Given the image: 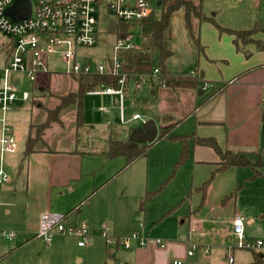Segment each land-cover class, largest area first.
Segmentation results:
<instances>
[{"label": "rangeland", "instance_id": "rangeland-1", "mask_svg": "<svg viewBox=\"0 0 264 264\" xmlns=\"http://www.w3.org/2000/svg\"><path fill=\"white\" fill-rule=\"evenodd\" d=\"M155 6L157 13H160V5L158 2ZM241 8L243 10L249 8L248 22L252 24L250 16L252 12L255 13L257 11L256 8L253 9L252 0H203V10L205 13H208V16H212L213 20L202 22V32L208 33L209 31L213 32L217 30L221 33L228 34V31L224 32L225 30H220L217 24L222 26L228 25L227 27L238 25L240 17L243 15ZM213 12H217L218 15L213 16ZM182 14V9L174 14L171 27L167 32L170 46L174 52V55L169 60V65L172 64L171 67L174 69L181 67L178 72L187 74L196 67L200 47L190 39L184 25ZM98 17L100 30L97 43L93 46H79L77 48L78 60L81 62L93 64L100 61L106 62L114 55L118 34L117 32L108 31L109 24L115 17L114 13L103 7L100 14L98 13ZM226 23L228 24L226 25ZM249 24L242 26L248 29L252 26ZM132 28H134L131 29L134 38H137L136 42L139 44L140 39H142L141 32L139 34L138 27L135 28L134 25H132ZM234 29L241 30L240 28ZM209 39L210 37L207 35L206 40L208 41ZM8 40V35L0 31V63L4 58V50ZM155 56H158V54L155 53ZM203 57L204 55L201 54L202 59ZM54 65H57L56 67H62V62L52 61L50 67L55 68L53 67ZM18 76L21 78L18 98L14 101L11 110L7 111L8 120L5 123V125L11 127L19 144L15 152H12L14 159L24 151L29 132V118L31 117L30 121L39 123V125L47 121L48 114L55 108V105L59 101L58 96L75 90L78 84L72 75L63 73H38L36 75L35 85L23 74H19ZM0 83H2L1 80ZM24 90L29 92L30 96L28 99L23 98ZM138 90L131 88V92L134 91L133 95H141L142 92ZM32 96L36 97L35 101L43 106L34 105ZM174 97H177V100L172 98L174 104L182 105L178 113L179 115L183 114L186 108H190L189 96ZM143 104L138 106L149 111L151 109L155 110V106L157 108V105L154 106V102L152 101L149 102V105L148 103ZM105 108L109 110H105ZM77 111L78 108L76 105H72L61 110L57 116L55 115L57 117L56 120L49 121L47 126L42 127L41 135H43L45 142H40L37 147H51L55 150H65L70 154H78L80 157H85V164L92 170L88 179L95 182H99V180L104 182L113 172L120 169V167H117L118 161L126 162V160L124 157H116L114 158L115 160L108 159L104 163L103 158L99 154L103 150L106 141L105 138L109 135V131L99 127L108 123L116 126L114 129H119L121 125L137 127L141 121L131 120L125 124L122 123L120 120L119 100L115 101L114 98L110 99L108 96L101 94H86L83 112L85 125H77ZM124 111L127 119L133 115V106L129 101L124 103ZM138 111L141 112L140 109ZM169 113L172 114L169 111L163 115L167 117L170 116ZM4 114V111L0 109V115L4 116ZM12 116L15 117L16 123L11 120ZM177 120L180 123L178 122L175 126V134H179L180 132L183 134V132L189 130L187 127L189 121H182L181 116H178ZM169 122L171 123V121ZM91 125H94L95 128ZM120 132L117 130L114 131L115 136L117 138L119 136L124 138L123 135L119 134ZM159 136L160 131L155 139L156 141L161 140L160 143L154 145L152 149L150 148L151 151H149L151 160L153 161L154 171L152 172V168H150L147 186L149 190H156V188L158 189L161 185H164L152 198H143L138 203L137 209L140 211L142 204L144 206L141 212L142 214H146V219L142 218L146 224L145 229L153 236H156V238H162L166 243L167 240L171 239H177V241L190 239L191 244L201 245V249L198 247L195 255L189 259L196 264H252L251 262L254 261V252L252 249L239 247L240 239L238 234L234 232L232 221L236 213L239 212V214L244 216V234L246 238L258 239L264 236V177H254L249 167H239V170L237 168L229 169L215 175L214 179L208 184L205 195L203 196V186L210 178L211 170L207 173V168L203 167H201L202 172H200V169H188L191 167L189 159L183 164L178 165L176 170L175 168L180 156L179 158L172 159L170 165L169 160H167L169 166L168 173L164 177H161L164 171L161 169L164 167L166 153L162 147L167 142L159 139ZM172 143L181 147L178 141ZM180 150H182V147ZM0 152L3 155L8 154L3 153L2 150ZM259 164L258 166L256 165L257 171L261 169V165ZM0 166L7 173H11L12 168H5L3 159L0 160ZM213 168L210 167V169ZM237 171H242L245 175L243 177L239 176ZM85 179L80 181L79 186H82L87 181ZM115 180V183H119L124 180V176L118 175ZM193 182L194 184H196L195 182H200L199 184L202 185H192ZM185 184L188 186L187 191L176 201L173 197L182 194ZM20 185L21 183H19ZM77 185L76 187H78ZM239 185L240 188L238 187ZM236 191L237 196L234 193ZM123 197L126 199L125 203L128 198L131 199L128 191ZM62 198L67 199L66 196ZM10 202L12 203L11 207L2 210V217L0 218V254L5 250L8 252L2 255L3 257L0 256V264H125L126 260L129 261V264H132L128 254L124 252V249L128 247L122 242L123 238L120 239L119 246L115 243L113 246H110L111 243L107 245L104 240L100 239L96 241V238L93 237V241H90V243L83 247L78 244L79 236L61 232L56 228L53 229V236L50 243L38 234L39 227L33 231L26 230L25 225L23 228L18 229L14 226V222L17 219H21L23 222L25 221L27 194L19 190L12 196ZM52 206V209L46 213L65 214L66 209L72 205L62 201H56L52 203ZM86 207L84 205L81 209L83 210ZM8 209H11V211H8ZM217 211L221 215L213 217ZM80 213L66 216L64 223H73L71 221L80 217ZM161 216L162 218L158 221ZM155 221H158V224L153 225ZM145 229L144 227L141 228L140 231L142 234H145ZM3 231H13L15 236L13 239L6 238L1 234ZM189 235H191L190 238ZM136 241V239H131L132 244ZM203 246H206L209 251L206 257L202 256L204 255L202 254ZM186 249H188V246ZM112 250L113 252H111ZM179 250L183 252V248ZM230 257L233 258L232 261Z\"/></svg>", "mask_w": 264, "mask_h": 264}, {"label": "crops", "instance_id": "crops-1", "mask_svg": "<svg viewBox=\"0 0 264 264\" xmlns=\"http://www.w3.org/2000/svg\"><path fill=\"white\" fill-rule=\"evenodd\" d=\"M252 5L253 9L256 8L257 10L255 13L252 12L250 16L252 24L248 22L249 8L246 10L241 8L243 15L240 17V21H237L239 24L227 27L228 23H226L227 26L223 27L247 29L242 25L249 24L253 27L259 22L264 23V0H252ZM206 14L208 15V13ZM215 15H218V13L213 12V16ZM207 27L210 28L209 25ZM200 35L201 44L204 48L199 51L196 67L190 73H179L178 70L181 67L174 69L171 67L172 64L169 65L168 61L169 70L176 75H195L197 72V76L200 78L197 88H172L169 90L167 86L162 85L158 79L154 78L146 86L139 89L142 92L141 95H133L131 88H135L129 86L131 88L126 95V101H129L133 106V113L140 109L147 119H154L158 126V133L164 126L177 122L178 116H181L182 121H189L187 126L189 130H186L183 134L179 133V135L191 137L189 138L190 154L188 157L191 167L188 169H200V172H202L201 167H203L207 168V173L211 170L212 174L213 170L218 167L221 157L213 147L196 142L199 137L214 138L224 150L246 155L255 165L254 168L249 167L252 175L257 174L256 177H264V29L258 30L254 35V41L242 48H237L234 42L235 36L230 32L228 34L217 30L209 31L208 33L202 32V23ZM207 35L210 37L208 41L206 40ZM139 45L141 46V43ZM4 51L5 55L0 66L6 60L7 44ZM201 54L205 58L203 57L202 59ZM173 95L190 97V108H186L183 114H178L182 105L174 104L172 98L177 100V97ZM105 96L110 99L114 98L115 101L119 100L116 95ZM136 100H138L137 105ZM150 101L154 102V106L157 105L155 110L151 109L149 111L138 106L143 103H148L149 105ZM169 111L172 112V114L169 113L170 116L166 117L163 115ZM131 118L132 116L128 120L131 121ZM11 120L16 123L14 116L11 117ZM30 120L31 117L29 118V123L31 122ZM3 125V121L0 120V137ZM83 125H85V122ZM91 126L95 128L94 125ZM115 127L112 123L99 127L109 131V135L105 138L103 150L99 154L103 158L104 163L111 159L106 157L109 141L112 138L126 139L128 131L135 128L128 125H121L119 129H114ZM116 130L121 131L119 134L123 135L124 138H121V136L117 138L114 133ZM162 140L167 142L162 147L166 151L164 167L161 169L164 170L161 177H164L169 170L167 160H169L170 165L172 159L179 158L182 145L180 144L181 147H179L172 143L175 141ZM160 141H153L151 149L154 145L159 144ZM24 151L15 159L13 158V153L3 155L0 152L5 168H12L11 173H8L9 179L0 183L3 185L0 187V218L2 217V210L11 207L12 203L10 200L12 196L17 191L22 190L27 194V209L25 221L17 219L14 222V226L18 229L23 228L24 225L28 231L38 229L42 214L49 212L53 207L52 203L56 201L72 205L66 209V213L81 204L87 207L74 212L75 214L81 212V216L71 222L80 223L84 221L88 223L89 229L93 233L91 242L93 237H95L96 241L102 239L108 245V239L104 235L99 234V229L103 225L108 226V237L112 239L110 246H113L114 243L119 246L121 238L130 236L135 231L139 232L140 236L147 240L148 244L145 246H141L137 240L133 244L131 243L130 247H124V252L128 254L132 264H173L177 259H187L188 249L186 248L194 245L191 244L190 239H182L181 241L171 239L167 240L166 243L162 238H156V236H153L145 229L146 224L143 219H146V214L141 212L144 209L143 204L141 211L137 209L138 203L145 197L146 193L155 190H149L147 186L150 168H152V172L154 171L150 152L147 157H141L128 166L126 162L118 161L117 167H120L119 170L113 172L104 182L101 180L95 182L88 179L92 170L85 164V157H80L78 154H70L65 150H55L51 147L39 148L38 151L33 152L28 157H25ZM113 160L115 159L113 158ZM258 164L261 165L259 171L256 169ZM210 167L214 168L210 169ZM235 168L238 169L239 167L230 169ZM237 172L239 176L243 177L245 175L242 171ZM118 175L124 176V180L115 183V178ZM84 178L87 181L82 186H79L80 181ZM19 183H21L20 186ZM195 183L193 182L192 185H202L199 184L200 182ZM4 184H7V186ZM76 184H78V187H76ZM238 187L240 188V185ZM187 188L188 186L185 184L182 194L173 198L178 201L187 191ZM127 191L131 195V199L128 198L125 203L126 199H124L123 195ZM65 196L67 199L62 198ZM235 196H237V193ZM8 211H11V209H8ZM236 214H239V212ZM219 215L221 213L217 211L213 217ZM162 216L159 217L158 221ZM158 221H155L153 225L158 224ZM142 227L145 229V234L140 231ZM259 238H264V236ZM156 239H161L163 245H158ZM196 246L201 249V245ZM180 248H183V252L179 250ZM205 250L206 252L204 253ZM208 252L207 247L203 246L202 254L204 255L202 256L206 257ZM7 253V250H5L0 256ZM251 263L254 264V261ZM125 264H129V261L126 260Z\"/></svg>", "mask_w": 264, "mask_h": 264}, {"label": "built area", "instance_id": "built-area-1", "mask_svg": "<svg viewBox=\"0 0 264 264\" xmlns=\"http://www.w3.org/2000/svg\"><path fill=\"white\" fill-rule=\"evenodd\" d=\"M18 0H0V31L8 35L6 60L0 66V109L4 111L3 131L0 137L3 153H12L19 144L10 126L5 125L7 111L11 110L14 101L18 98L21 78L23 74L35 85L38 73H63L67 75L101 74L118 77V85H108L90 90L88 93L101 95H116L120 101L121 122L127 123L124 103L126 101L127 84L135 89L143 88L154 78L160 83V69L155 67L152 74H127L123 70L122 53L136 49L140 45L134 35H118L114 55L106 62H81L78 60L79 46H93L98 41L100 30L99 17L103 7L114 13L112 20L121 21L128 26L139 25L154 10L160 0H29L31 13L29 16L15 20L7 9ZM111 20V21H112ZM117 29V27H116ZM115 29V30H116ZM131 31V29H128ZM115 32V31H114ZM52 61L62 62V67L54 65ZM29 92L24 90L23 98H29ZM105 110H108L105 108ZM131 120L147 121V117L141 112L133 113ZM9 179L8 173L0 166V183ZM65 214L44 213L40 219L38 234L47 242H51L53 229L68 234L79 236L78 244L85 246L91 241L93 233L86 222L65 224ZM234 232L238 234L239 247L264 251V238L247 239L244 234V216L236 214L233 218ZM109 243L108 226L103 225L99 229ZM6 238L13 239V231H3ZM131 239L139 241L141 246L148 244L139 232L135 231L130 237L123 238L126 247L131 246ZM158 245H163L161 239H156ZM197 246L190 245L187 250V259H177L173 264H196L189 260L196 253ZM206 250L204 251V253ZM232 261L233 258L230 257Z\"/></svg>", "mask_w": 264, "mask_h": 264}, {"label": "trees", "instance_id": "trees-1", "mask_svg": "<svg viewBox=\"0 0 264 264\" xmlns=\"http://www.w3.org/2000/svg\"><path fill=\"white\" fill-rule=\"evenodd\" d=\"M160 13H157L156 6L153 12L144 20H142L139 25L134 27L139 29V34L141 32L142 39H140L141 46L125 51L122 53L123 60V70L127 74H152L155 67L160 69V78L164 82V85L169 88H197L200 83V78L195 75H176L169 70L168 61L173 56L174 52L170 46L169 39L167 37V32L171 27L174 14L181 10L183 11L182 17L184 20L185 28L188 32L190 39L200 47V50H203L201 44V35H200V26L201 23L206 20H213L212 17L208 16L203 10V0H160ZM217 27L220 30H225L232 33L235 36L234 42L237 48H242L246 44L254 41V34L258 30L264 29V23H257L251 29H241L235 30L223 27L217 24ZM128 29H134L132 26H128L124 22L117 21V32L118 35H127L131 34L133 36V31H128ZM155 53L158 56H155ZM73 79L77 81V88L68 93H63L58 96L59 101L55 105V108L48 114L47 121H44L39 125V123L30 122L29 132L27 140L25 143V157H28L33 152L39 150L37 145L42 142L44 143L43 135L41 132L42 127L47 126L49 121L56 120L57 115L61 110L72 105H76L78 108V126L84 124V99L86 94L93 89L101 88L108 85H118V77L113 75H101V74H78L72 75ZM163 84V83H162ZM129 85L127 84L126 93H129ZM134 92V91H133ZM35 95V94H34ZM33 95V96H34ZM32 96V97H33ZM36 97L32 98V102L35 105L42 107L36 101ZM138 100H136V105ZM33 106V105H32ZM56 115V116H55ZM177 122L166 125L160 130L159 139H168L171 141H178L182 145L181 155L178 165L183 164L189 157L190 154V145H189V136L175 134V126ZM132 129L128 131V136ZM126 139H111L106 150L107 158H116L123 156L126 158L127 166L131 165L137 159L141 157H147L149 155L150 148L154 142L138 144L136 146L131 145L129 137ZM156 141V140H155ZM197 143L203 145H209L220 155L221 162L218 167L213 170L210 178L204 183L203 189L204 194L206 188L211 180L214 179L215 175L219 172H223L232 167H252L254 164L251 160L242 153H236L230 150H224L219 143L214 138H202L199 137L196 140ZM254 177L257 174L253 175ZM164 185V184H163ZM161 185L158 189L154 191H148L145 195V199H150L156 195L160 189L163 188ZM235 194L237 193L234 192ZM233 193V194H234ZM232 194V195H233ZM83 204V203H82ZM81 204L77 207L68 211L65 215L68 216L71 213L79 211L81 209ZM254 264H264V251H254Z\"/></svg>", "mask_w": 264, "mask_h": 264}, {"label": "water", "instance_id": "water-1", "mask_svg": "<svg viewBox=\"0 0 264 264\" xmlns=\"http://www.w3.org/2000/svg\"><path fill=\"white\" fill-rule=\"evenodd\" d=\"M159 3H161V1ZM7 13L10 14L15 20L27 17L31 13V3L29 0H18L14 5L7 9ZM116 27L117 22L112 20L109 24L108 31L114 32ZM157 135L158 126L156 121L154 119H148L145 122H141L139 126L131 130L129 139L131 141V145L136 146L141 143L155 141Z\"/></svg>", "mask_w": 264, "mask_h": 264}]
</instances>
